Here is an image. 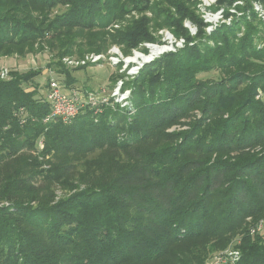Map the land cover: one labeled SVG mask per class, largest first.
<instances>
[{"label":"trees","instance_id":"16d2710c","mask_svg":"<svg viewBox=\"0 0 264 264\" xmlns=\"http://www.w3.org/2000/svg\"><path fill=\"white\" fill-rule=\"evenodd\" d=\"M245 1L250 19L209 35L190 0H0V58L48 50L68 89L88 91L73 72L94 65L65 57L131 55L160 42L152 27L185 40L125 81L134 114L86 106L45 124L42 70L0 82V264H207L230 248L237 264H264V235L251 233L264 219V22Z\"/></svg>","mask_w":264,"mask_h":264},{"label":"built area","instance_id":"2783aa9c","mask_svg":"<svg viewBox=\"0 0 264 264\" xmlns=\"http://www.w3.org/2000/svg\"><path fill=\"white\" fill-rule=\"evenodd\" d=\"M217 0H200L198 1V9L201 11V18L204 19L206 23V33L212 34L219 26L222 24L231 25L233 15L238 14L236 10H230L231 14H229L225 18L224 15L227 10L220 9L215 11L213 9ZM242 0H237L234 4V7L238 5H242ZM254 11L259 15V17L264 21V7L259 3H254ZM168 34V33H167ZM194 34V32H193ZM196 34V33H195ZM194 34V35H195ZM263 39L260 43H258V48H264V31L262 33ZM175 39V38H174ZM177 39L173 40L169 37L165 40L166 44L171 42V46L165 52H161L156 54L155 59L159 58L161 55L167 52H174L177 48L183 47L184 40L182 43H178ZM175 41V42H173ZM176 43L177 46H173ZM178 43V44H177ZM156 44H143L142 48L151 49V47ZM158 46V44L156 45ZM165 46V45H164ZM162 47V46H161ZM171 48V49H170ZM137 55H144L142 53H138ZM150 56V54L148 55ZM109 57V59H107ZM153 61L155 60L153 56L151 57ZM131 58L127 59L124 62V55L120 50H111L108 54H89L85 59H76L72 57H66L62 61L64 65L68 68H79L82 66H87L89 64L92 65H101L105 63V61L109 62V65L112 67H118L120 69V74L125 73L129 67L131 71L130 75H127L124 78L119 79L114 85L112 84L108 88H103L99 91H81L79 89H68L65 84H62L58 81V79L49 80V89L46 92V100L52 105V112L44 119V123H49L55 120H61L64 124H71L80 114L83 108L86 106H90L96 109V114L102 113V111L109 107L113 110L128 109L131 108L132 102V91L129 88H125V81L130 80V78L138 75L140 70L144 65L149 64L145 63L137 64L136 62H130ZM121 63V64H120ZM142 67V68H140ZM10 70L8 68L2 67L0 68V82L9 79ZM258 98L264 100V94L259 91ZM23 112V111H22ZM25 121L23 120L22 123ZM44 148L43 142L40 143V149ZM264 227V220L260 221L259 224L256 225L255 228L251 229L252 234L261 233ZM241 258V253L237 249H227L225 251L219 252L215 254L212 258L213 264H237Z\"/></svg>","mask_w":264,"mask_h":264},{"label":"rangeland","instance_id":"374dc122","mask_svg":"<svg viewBox=\"0 0 264 264\" xmlns=\"http://www.w3.org/2000/svg\"><path fill=\"white\" fill-rule=\"evenodd\" d=\"M157 1L158 0H152L153 3L157 2ZM193 1L196 2V4H197V12L201 16L202 13L200 11V8L198 9V1L200 2V0H190L191 3ZM228 1L232 2V4L227 2L225 4H222L224 6H221L219 4V0H217V2L214 5L213 9L215 11H218V10L223 9V8L225 10H227V13H225V15H224L225 18H228L227 14H231L230 10H236L238 14H232L233 15L232 24L234 23V21H237L238 19L242 18L243 16H248V18L250 19V14H251L250 13V9L244 10V8H246V6H247V2L245 0H242V3H243L242 5H238L236 7H234V4L237 2V0H228ZM254 3H256V1L252 0L251 4H252L253 10H254ZM257 3L261 4L264 7V4H262L260 2H257ZM61 10H62V8H60L59 10H56L54 12V14H56L57 12H59ZM146 15L149 18L153 17L152 13H150V12L146 13ZM140 16H141L140 14H138L136 12H133L128 17H126L124 20L115 23L112 27H110L108 29V31L111 32V31L116 30V29L118 30L120 28H124L131 22V20L138 19ZM188 25H189V27H188ZM185 26L191 31L192 34H193V32H194V34L197 33V28L195 26H193V24L191 22H187L185 24ZM152 29H153L154 36L155 37H160V42L156 43V45L158 44V46L155 45V46L151 47L150 50H148V48L145 47V49H147L149 51L148 54H145L141 50V48L143 47V44H142V45H140L139 49L133 50L131 55H127L126 56L125 54H123L124 55V62H126L127 59H129V58H131L129 60L130 62H135V61H133V59L136 58V54H138V53L139 54L140 53L144 54V55H137V57H139V58L147 56L146 58H148V60H149V59H152L151 57L153 56V58L155 59L156 54L155 55L153 54V48H155V47L166 48V49H164V51H162V52H165L168 49V47L171 46L170 45L171 42L168 43V45L165 42L167 37L175 40L174 36L168 30H161V29H160L161 31L159 29L158 30L157 29L154 30L153 27H152ZM173 42H175V41H173ZM177 42L178 43H182V41H177ZM184 43H185V40L183 42V45H184ZM148 44H153V43H148ZM173 46H177L176 43ZM180 48H182V47H180ZM115 49L122 51V49L119 46H116V45L111 46L109 51L111 50V53H112V51L115 50ZM108 52L106 54H108ZM149 54H150V56H148ZM86 57H87V55L84 58H77V56H74L72 58L85 59ZM107 59H109V57ZM52 61H53V56L50 53V51L47 50V51H43L42 53H39V54H30V55H28L25 58H20V57H17V56H14V57H1L0 58V68L5 67V68H8L10 71L11 70H18V71H20L22 73L27 72V71H29L31 69H40V70H42L41 76L38 77L35 80L41 86V91H42L43 88H46L45 87L46 84L49 83V80H51V79H58L60 81L65 82V77L64 76H60L58 73L55 72V70H52L51 68H49V63H51ZM144 61L145 60H141V61L136 62V63L139 64V65L140 64L142 65ZM152 61H153V59L151 60V62ZM129 66L127 67L128 69L125 70L126 71L125 73L127 75H130L129 72L131 71V68L133 67V66L132 67H129ZM140 68H142V67H140ZM118 73H120V69L118 67H112V66L109 65L108 61H105V63H103L101 65H94V66L89 67V68H87L85 70H80V71H77V72H73V76L77 80V86L83 87V88H85V90L88 89V91H93V90L94 91H99V90H101L103 88L110 87L113 84L112 80H111L112 77L115 76V74H118ZM200 77L218 79L219 74H218V72H213V73H210L209 75H206V74L205 75H201ZM9 79H10V77H9ZM9 79H7V80H9ZM118 109H121V108H118ZM126 111L129 112L130 114L136 113L135 112L134 102H133L131 108L126 109ZM194 115H195V117H194L195 119H199L200 118V114L199 113L196 112ZM186 129H188V127H186V126L185 127L174 126V127L170 128L168 130V132L169 133H174L175 131L186 130ZM56 193H57L58 199L64 197V195L66 194L61 189H58ZM261 234L264 235V227H263V230L261 231ZM215 254H217V253H213V255H210V257L207 260V264H213L212 258H213V256Z\"/></svg>","mask_w":264,"mask_h":264},{"label":"bare ground","instance_id":"6f19581e","mask_svg":"<svg viewBox=\"0 0 264 264\" xmlns=\"http://www.w3.org/2000/svg\"><path fill=\"white\" fill-rule=\"evenodd\" d=\"M164 49H166V48L155 47V48H153V54L155 55V54L161 53L162 51H164ZM146 57H142V58L136 57V58L133 59V61H135V62H139L141 60L147 61L148 58H146ZM145 61L143 62V64L146 63Z\"/></svg>","mask_w":264,"mask_h":264},{"label":"water","instance_id":"95a60500","mask_svg":"<svg viewBox=\"0 0 264 264\" xmlns=\"http://www.w3.org/2000/svg\"><path fill=\"white\" fill-rule=\"evenodd\" d=\"M188 27H189V25H188ZM151 60H152V59L147 60L146 63H151ZM144 64H145V63H144Z\"/></svg>","mask_w":264,"mask_h":264}]
</instances>
